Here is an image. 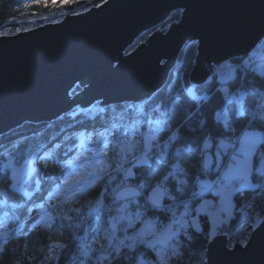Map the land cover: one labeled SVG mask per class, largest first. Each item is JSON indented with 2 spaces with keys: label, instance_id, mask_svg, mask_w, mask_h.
<instances>
[{
  "label": "trees",
  "instance_id": "trees-1",
  "mask_svg": "<svg viewBox=\"0 0 264 264\" xmlns=\"http://www.w3.org/2000/svg\"><path fill=\"white\" fill-rule=\"evenodd\" d=\"M105 1L73 3L65 10L76 15ZM51 12L56 13L51 1L0 0V31L8 27L38 24L37 18ZM180 16V12L173 13L157 29L166 30L179 22ZM152 32L142 35L128 52L144 43ZM196 49L194 43L184 46L166 85L145 104L105 108H97L99 104H96L87 112L75 110L45 125L27 123L0 137V227L4 226V231H0V249H3L0 264H47L39 245L57 242L65 245L57 264L84 262L79 256L80 243L87 240L86 235L88 239L96 234L103 236L108 216L105 211L85 219V214L76 216V212L71 211L81 209L85 212L104 191L112 196L122 189L123 184L114 182L109 187L98 184L65 204L56 201L53 196L67 175L64 165L69 164L80 151L81 137L86 139L90 135L97 138L98 133L114 138L127 132L126 136L139 138L140 147L136 156L146 157L148 162L143 166H134L128 181L136 188L144 184L142 190L145 196L157 185L166 191L160 208L152 207L143 196L136 198L147 218L166 225L172 220L170 209L178 210L188 205L194 214V207L202 201L197 198L200 183L204 179L216 181L219 177L228 157V151L223 153L220 149L221 141L228 143L246 130L259 132L262 142L255 150L251 172L254 188L235 192L233 215L228 223L216 229L213 236H210L211 225L207 217H200V232L188 220L191 239L180 238V258L170 264H206V249L213 237H226L230 248L248 241L251 233L264 220V128L257 126L259 117L264 116V76L253 65L246 67L244 61L251 57L237 58L230 61L233 69L226 81L215 75L202 86L193 88L189 75L194 66ZM261 50L264 54V39L254 52ZM79 91L76 87L72 94ZM241 98L242 107L238 103ZM225 120L230 127L225 126ZM177 129L178 138L169 140L171 133ZM151 135L156 140L153 148L146 151L144 138ZM205 141L209 143V148L204 147ZM29 152L36 154V171L27 197L12 189L10 177L3 172L2 165L9 153L24 159ZM208 154L213 156V162L205 169L204 161ZM40 157L46 159L41 160ZM45 162L48 167H44ZM131 165L127 166L128 169ZM181 180H186L187 184L181 186ZM178 188L183 190L177 191ZM51 207V215L46 216ZM37 220L41 222L37 224ZM139 258L152 259L153 254L139 248L131 255L125 253L114 264H136Z\"/></svg>",
  "mask_w": 264,
  "mask_h": 264
},
{
  "label": "water",
  "instance_id": "water-1",
  "mask_svg": "<svg viewBox=\"0 0 264 264\" xmlns=\"http://www.w3.org/2000/svg\"><path fill=\"white\" fill-rule=\"evenodd\" d=\"M175 12L179 22L156 30ZM263 39L264 0H107L58 24L1 37L0 137L96 103L145 104L166 85L187 44L197 46L193 88L215 75L226 81L232 66L225 65ZM247 242L231 249L226 237L213 238L206 264H264V220Z\"/></svg>",
  "mask_w": 264,
  "mask_h": 264
},
{
  "label": "rangeland",
  "instance_id": "rangeland-1",
  "mask_svg": "<svg viewBox=\"0 0 264 264\" xmlns=\"http://www.w3.org/2000/svg\"><path fill=\"white\" fill-rule=\"evenodd\" d=\"M40 1H45V2L51 1V4L53 5L54 8V12L56 13L51 12V14L37 18V20H39L38 24L36 22L26 27L15 26V27L5 28L2 31H0V33H3L0 34V38L15 36L19 33L30 31L32 29L47 24H58L62 22L67 15H72L67 13V11L65 10L66 6L72 5L73 3L93 2L97 0H70V2H64L62 7L60 6L62 0H40ZM104 3H102L101 5H103ZM258 47L259 45L256 46V48ZM255 49L249 54V56L244 57L242 59L251 57V59L247 60L248 64L246 65V67L253 65V67L257 70V72L260 75L264 76V54H262V50L261 52L259 51V53H255L254 52ZM225 66L227 68L230 67L231 66L230 62ZM79 92H77L76 94H78ZM71 95L74 96L72 93ZM96 104L90 106L87 109H77V110L87 112L92 107L96 106ZM244 132L254 134L257 140L256 145L252 148L251 154L247 156L249 164L253 169V157L255 154L254 151L256 150L258 143L262 142V135L257 137V134H260L257 131L246 130ZM151 137L152 135L146 136L144 138L143 146L146 151H149L154 146V141L156 139L151 140ZM240 137L241 136L237 138L239 139ZM92 139L93 141H96L100 139V136ZM102 144L103 141L101 144L93 143L87 145V150L85 152V155H87L89 159L87 161H84L85 167L83 168L77 167L73 169V173L77 179L80 177L87 176L88 173L95 170L96 175L101 177V179L95 181V186L89 187L87 191L79 192L77 194V193H73L70 190V186H71L70 184L65 185L64 183H62L59 190L53 196V199H55L58 202H61L62 204H65L74 201L75 198H77L79 195L84 194L89 190L95 188L98 184H102L105 187L112 186L114 182H119V184H123L122 189L120 191H117L112 196L108 194L107 191H104L101 197L99 198V200L96 203L90 204L87 207V210H85V212L82 211L81 209L77 211H71V212H76V216L85 214L84 217L85 219L91 218L95 215L97 216L105 211H106L105 212L106 215L108 216V226L103 236H101V234H96L94 237L88 239V236L86 235L85 238H87V240L80 243L79 256L84 260L82 264H114V262L119 258H121L122 256H124L125 253L131 255L139 248H144L149 250L153 254V258L152 259L139 258L136 264H161L160 260L158 259V254L163 255L164 259L167 261V264H170L173 260H177L180 258L181 255L180 238L189 237V221L191 222V225L195 230H196L195 226L197 224L201 229L200 217H207L211 225V230L215 225V231L214 232L210 231V236H213L216 232V229L221 227L223 224L228 223V221L233 215V210H234L233 195L236 192L235 190L236 189L245 190V189L254 188L253 183L251 181L252 171L249 172L248 174V183L251 184L252 187L246 186L241 188V185L244 184L245 182L240 179H230V180L224 179V173L226 172V168L229 165L230 166L227 172H229L230 168L236 169L238 167H242V162L246 158L245 154H242L241 152L238 151V149L240 148V144H238V146L235 149H233L234 147L231 139L228 143H224L226 147L224 148L220 147L223 153H226V151H228L227 152L228 157L226 158V163L221 171L222 176L220 177V179L222 181V184L218 185L217 181H219V178H217L218 180L216 179L214 188L208 191L203 190L202 192L203 196L207 195L209 191H212L215 194L212 196H207L208 198L206 200L201 201L200 204L194 207V211H195L194 214L189 209L188 205H183L178 210H176L175 208L170 209L172 214L171 222H169L166 225H160L157 221L147 218V216L143 211L142 204L137 202L138 200L136 199L139 196H143L144 198H146V201L149 203L148 197L151 194V192L148 194V196H145L142 188L133 187L132 184L128 181L129 176L127 177L125 176V172L128 170L129 167L128 165L130 163H132L131 165L132 167L129 169H131L132 171V168L134 166H143L144 163H142V161H144L145 159L148 162V158L146 157L137 158L136 156V153L140 147L139 138H135L132 136H124L121 133L117 134V136L114 138L107 136V156H100L97 157L96 160H92L91 159L92 152L97 150L103 151ZM232 151H233L232 153L233 156L230 155ZM80 152H81V148L80 151H78L75 156L80 154ZM216 154L218 153L216 152ZM33 155L36 157V154ZM234 156L236 157V159L233 160ZM12 157H14L13 168L5 169L2 167V170L5 174H7L10 177L12 184L13 183L17 184V188L16 189L12 188V189L15 192L21 193L28 197L30 195L29 189L32 183L31 180L34 172L28 175L25 179L20 180L19 183H17V181L13 179V175L14 173L16 175H19L21 168H23L25 171H27L29 168H34L35 160H32L29 157V155L24 159L16 157L15 155H12ZM26 160L28 161V163H25ZM205 160H207L208 168H209L211 166V163L213 162V156L211 154H208L206 155ZM72 161L70 163H72ZM216 161H218L219 163L218 156ZM5 163H7V160H5L3 165ZM102 167L106 169L104 172L99 171V169ZM67 173H68V169H67ZM237 175L238 173H236L235 171L230 173V176H237ZM200 188L202 189V186ZM229 188L232 189V191H229L228 190ZM20 189H22V191ZM126 189L135 190L138 194L134 196L124 195L123 198H118L121 196L122 193H125ZM163 199H164V195L161 197L160 200L161 206L163 204ZM129 200L132 201L129 202ZM117 201H119L120 203L118 204ZM51 210H53V207H51L50 210H47L48 213L46 216L51 215L49 213ZM0 228H1L0 231H4V226ZM166 229L169 233H174L175 235H171L169 238L165 239L163 233ZM141 239L145 241H152L155 247L149 248L146 244H141L140 243ZM96 241H99V243H96ZM157 241H163V242L160 243ZM129 245H135V247L130 248ZM117 249L120 250L119 253H117ZM177 249L179 250V255H174L173 254L174 250ZM43 258L47 264H53V263H49L45 259L44 251H43ZM55 264H57V262Z\"/></svg>",
  "mask_w": 264,
  "mask_h": 264
},
{
  "label": "snow or ice",
  "instance_id": "snow-or-ice-1",
  "mask_svg": "<svg viewBox=\"0 0 264 264\" xmlns=\"http://www.w3.org/2000/svg\"><path fill=\"white\" fill-rule=\"evenodd\" d=\"M64 2H70V0H62V3H61V7L63 6V3ZM45 6H47V4H45ZM55 6V4H54ZM0 34H3V33H0ZM244 64L247 65L248 64V61H244ZM242 98L241 100L238 101V103L241 105L242 107ZM238 114L242 115L243 113L242 112H238ZM159 123V121L157 122ZM225 126L226 127H230V124L228 123L227 120H225ZM258 127H261V128H264V116H261L259 117V124L257 125ZM122 135H127V132H124V133H121ZM178 135H179V129H177L176 131H173L169 137V140H176L178 138ZM98 136H100V139L96 140V141H93L92 137L89 135L87 136V138L85 139L83 136L81 137V143H80V148H81V152L80 154H78L77 156H75L73 158V161L72 163L70 164H66L64 165V168L68 169V173H67V176L64 178L63 180V183L65 185H71L70 186V190L73 192V193H79V192H85L87 191V189L89 187H94L95 186V181L98 180V179H101V177L97 176L96 175V172L95 170H93L92 172L88 173L87 176H84V177H80V178H76L74 173H73V169L74 168H77V167H80V168H83L85 167L84 165V161H87L89 159V157L87 155H85V152L87 150V145H90V144H93V143H96V144H101L102 141H103V144H102V147H103V151L101 150H97V151H94L92 152V156H91V159L92 160H96L97 157H100V156H107V134L106 133H98ZM156 137L155 136H152L151 137V140H155ZM256 137L254 134H250L248 132H244L242 134V136L239 138V144H240V148L238 149L239 152H241L242 154H245V160L242 162V167H238L236 169H229V172H226L224 173V179L225 180H230V179H240V180H243L245 183L241 185V188L243 187H252L251 184L248 183V174L249 172L252 171V168H251V165L249 164V161L247 159V156L251 154V151H252V148L256 145ZM167 141L165 142V144L167 145ZM210 145L207 141H205L204 143V147L205 148H208ZM220 147L221 148H224L226 147L224 142L221 141L220 143ZM29 157L32 159V160H35L36 157L31 153L29 152L28 153ZM177 155H179V153L177 152ZM219 156V153L217 154ZM13 159L14 157H12L11 153L8 154V156L6 157V160H7V163H5L2 167L5 168V169H10V168H13ZM41 160H44L46 159V157H40ZM233 159H236V157L234 156ZM25 163H28V161L26 160ZM142 163L144 164H147V160L145 159L144 161H142ZM44 167H48V164L45 162L44 163ZM174 167H178V165H175ZM204 168L207 169L208 168V162L207 160H205L204 162ZM106 169L105 168H100L99 171L101 172H104ZM36 169L35 168H29L27 171H25L23 168L20 169V173L19 175H16L14 173L13 175V179L17 181V183H19L20 180H23L25 179L28 175L32 174L33 172H35ZM235 171L236 173H238L237 176H230V173ZM133 175L131 169H128L126 172H125V176H131ZM179 184L181 186L187 184V181L186 180H181L179 181ZM13 189H16L17 188V184L16 183H13L10 185ZM140 188H144L145 185L144 184H140L139 185ZM211 185H202V191L203 190H207L208 188H210ZM22 191V189H20ZM183 189L182 188H178L177 191H182ZM229 191H232V189H228ZM235 191H239V189H236ZM138 193L135 191V190H132V189H126L125 190V193H122L120 197L118 198H123L124 195H137ZM166 194V191L165 190H162L160 188L159 185H157V187L155 188H152L151 190V194L149 195L148 197V201L149 203L151 204L152 207L154 208H158L160 207V200H161V197L163 195ZM195 195V194H194ZM226 211V210H224ZM43 219V218H41ZM41 222V220H37L36 223L39 224ZM196 231L197 232H200L202 231V229L199 228V225L197 224L196 226ZM212 232L215 231V225L213 227V229L211 230ZM165 239L169 238L171 235H175L174 233H169L167 231V229L164 231L163 233ZM214 238V237H213ZM189 239H191V237H189ZM157 242H160L162 243L163 241H157ZM96 243H99V241H96ZM140 243L141 244H146L149 248H154L155 245L152 241H145L143 239L140 240ZM247 241H244L242 242V245L243 246H246L247 245ZM65 247V245L57 242L55 243L54 245H52V247L49 249L50 251L53 249V248H63ZM130 248H134L135 245H129ZM3 249H0V252H2ZM119 249H117V253H119ZM174 255H179V250H174ZM158 259L160 260L161 264H167V261L164 259L163 255H160L158 254Z\"/></svg>",
  "mask_w": 264,
  "mask_h": 264
},
{
  "label": "built area",
  "instance_id": "built-area-1",
  "mask_svg": "<svg viewBox=\"0 0 264 264\" xmlns=\"http://www.w3.org/2000/svg\"><path fill=\"white\" fill-rule=\"evenodd\" d=\"M232 144H233V149H235L238 144H239V139L236 137V138H233L232 139ZM233 151L230 153L231 156L232 155ZM229 155V156H230ZM222 176V174L220 173L219 175V181H217L218 184H222V181L220 179V177ZM218 180V179H217ZM202 189L201 188H198V193H197V198H199L200 200H203L205 198V196H203L202 194ZM215 193H213L212 191H209L208 192V195H214ZM216 197V196H215ZM54 245V244H53ZM52 247V245H49V246H44V244H41L40 245V248L44 249V254H45V259L49 262V263H53L55 264L56 262L59 261L60 259V254L62 253V251L64 250L65 247L63 248H53L51 251L49 250L50 248Z\"/></svg>",
  "mask_w": 264,
  "mask_h": 264
},
{
  "label": "crops",
  "instance_id": "crops-1",
  "mask_svg": "<svg viewBox=\"0 0 264 264\" xmlns=\"http://www.w3.org/2000/svg\"><path fill=\"white\" fill-rule=\"evenodd\" d=\"M241 136H242V135H241ZM258 136H261V134H257V137H258ZM260 143H261V142H259L258 145H259ZM237 153H238V151H237ZM254 153H255V151H254ZM253 159H254V157H253ZM233 160H234V159H233ZM229 166H230V165H229ZM229 166L226 168V172H227ZM226 172H225V173H226ZM202 185H211L210 188H208L207 190H205V191H208V190L214 188L215 181H214V180H211V179H204V180L200 183V186H202ZM218 185H219V184H218Z\"/></svg>",
  "mask_w": 264,
  "mask_h": 264
},
{
  "label": "bare ground",
  "instance_id": "bare-ground-1",
  "mask_svg": "<svg viewBox=\"0 0 264 264\" xmlns=\"http://www.w3.org/2000/svg\"><path fill=\"white\" fill-rule=\"evenodd\" d=\"M131 105V104H130ZM232 249V248H231Z\"/></svg>",
  "mask_w": 264,
  "mask_h": 264
}]
</instances>
